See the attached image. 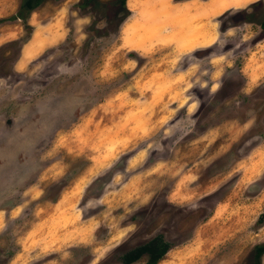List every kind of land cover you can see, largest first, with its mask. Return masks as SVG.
Listing matches in <instances>:
<instances>
[{"label":"rangeland","instance_id":"1","mask_svg":"<svg viewBox=\"0 0 264 264\" xmlns=\"http://www.w3.org/2000/svg\"><path fill=\"white\" fill-rule=\"evenodd\" d=\"M83 1L22 65L32 12L0 20L21 32L0 44V264H122L157 237L158 264H255L264 0Z\"/></svg>","mask_w":264,"mask_h":264},{"label":"crops","instance_id":"2","mask_svg":"<svg viewBox=\"0 0 264 264\" xmlns=\"http://www.w3.org/2000/svg\"><path fill=\"white\" fill-rule=\"evenodd\" d=\"M76 0H44L41 6L32 12L27 19L28 24L32 27V33L29 39L22 45L19 63H29L33 61L41 53L49 48L58 46L64 42L68 35V19L71 9L68 4H75ZM254 2L257 0H237V3ZM0 6V20L9 15L17 16L20 9V1L15 0V7L10 8L9 5L3 4ZM212 2V1H211ZM221 5H226V0H221ZM20 20L15 21V33L9 28H1L0 44L4 43L5 39L11 41L15 37V41L20 38ZM7 26V25H6ZM14 30V29H13ZM194 43V42H192ZM181 44V43H180ZM192 46V45H191ZM183 50L190 51V46L185 44L179 45Z\"/></svg>","mask_w":264,"mask_h":264},{"label":"trees","instance_id":"3","mask_svg":"<svg viewBox=\"0 0 264 264\" xmlns=\"http://www.w3.org/2000/svg\"><path fill=\"white\" fill-rule=\"evenodd\" d=\"M43 1L44 0H23L17 17L26 22V16L24 15V13L30 14V12L35 11L41 6ZM94 2H97V0H84L83 5H91ZM117 9L129 11L127 9V0H118ZM262 26L264 27V22ZM168 250L169 246L164 242L163 238L157 237L146 245L138 247L125 254L122 264H133L139 261L144 255L148 256L147 264H158L167 254ZM263 254L264 245L256 247L254 256L255 264H262L261 258Z\"/></svg>","mask_w":264,"mask_h":264}]
</instances>
